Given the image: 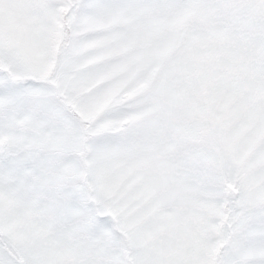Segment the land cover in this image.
<instances>
[{
  "label": "rangeland",
  "instance_id": "1",
  "mask_svg": "<svg viewBox=\"0 0 264 264\" xmlns=\"http://www.w3.org/2000/svg\"><path fill=\"white\" fill-rule=\"evenodd\" d=\"M50 2L0 0V33L19 50L9 55L7 43L0 47V67L10 73L0 71V264H27L37 255L72 264L77 256L65 253L61 233L77 224L87 230L77 229L68 241H88L89 257L107 245L125 259L138 252L163 264H230L264 226L258 157L264 136L237 161L244 136L261 121L264 90L238 89L230 107L245 102L231 119L227 111L217 114L212 96L217 87L258 75L242 65H264V49L256 44L264 39V0H152L142 10L129 0H63L48 44L33 25ZM62 13L70 38L57 51ZM132 29L147 39L125 47L121 37ZM137 55L143 59L129 70H115ZM62 85L77 89L85 107L106 88L117 99L90 117L70 105L87 124L84 132L66 107ZM42 88L53 94L33 91ZM104 119L106 127L91 131ZM70 120L82 129L78 146L63 140L73 131ZM245 121L225 143L222 134ZM233 163L238 172L226 179ZM97 179L110 195L132 203L126 211L138 217V246L114 213L100 211ZM61 205L89 210L65 215ZM104 222L110 233L101 234Z\"/></svg>",
  "mask_w": 264,
  "mask_h": 264
},
{
  "label": "snow or ice",
  "instance_id": "2",
  "mask_svg": "<svg viewBox=\"0 0 264 264\" xmlns=\"http://www.w3.org/2000/svg\"><path fill=\"white\" fill-rule=\"evenodd\" d=\"M96 3L102 2V0H94ZM129 2L137 9L142 10L151 5L152 0H129ZM264 6V5H262ZM63 11V0H51L50 3L43 5L39 9L37 22L33 25V28L38 30L44 40L51 44L50 32L54 28L55 22L60 18V14ZM175 23V21H173ZM147 36L145 33H142L138 29H132L128 33H125L121 37V42L125 47H136L140 45ZM7 43V52L9 55H18L19 50L15 47L14 43L11 41H5L3 34L0 33V47L4 46ZM257 46L261 49H264V39H260L256 42ZM151 52V49L148 50ZM246 54H251L249 51ZM0 55H3V52H0ZM143 59V55H137L135 57L130 58L127 64H121L114 66L115 70L118 71H127L132 65L140 62ZM242 67L246 71H255L258 75L255 78H246L243 81L234 80L231 83V86L227 89H223L217 87L212 96V103L215 105L216 103L220 104V108L218 111L219 116H223L227 111L229 114V119L235 117L239 114L242 104L245 101H240L236 105H232L230 107V101L232 97L235 95L238 89H242L244 84H247L251 87L252 90L257 88L264 90V65H248L244 64ZM38 71H42L43 68L37 69ZM63 88V85H62ZM65 92V102L69 105L76 106L83 115L90 117L92 113H94L97 109L102 108L105 104L110 102L111 100L117 99L116 90L114 88H106L101 90V92L95 98V102L93 105L85 107L81 104L78 97L77 89H67L63 88ZM41 94L45 96H50L53 94L52 89L42 88L39 90ZM250 95V93L248 94ZM247 98V97H246ZM51 106L56 111H63L61 105L56 104L52 101H49ZM72 124L73 131L71 134L65 133L63 136L64 142L69 146H78L82 137V129L80 125L74 121L70 120ZM248 121L243 122L239 128L233 129L231 132L222 134L224 136V142H230L234 136L240 134L241 130L246 127ZM107 126L106 119L98 121L96 128L91 129V131H99L100 129ZM264 136V111L261 112V121L258 125L253 127V130L248 132L244 136L243 145L238 149L237 161L244 155V153L248 150H251L254 146L258 137ZM259 159L264 162V144L258 150ZM238 172V163H233L231 168L225 177L226 179H231L233 174ZM94 184L97 188V203L101 212L109 211L114 213L118 218L120 227L123 231H125L133 246H138L141 239L143 238L139 229L136 227V223L138 217L129 216L127 214L126 208L131 207V202H125L116 199L112 195L109 194V190L104 182L100 179L94 181ZM79 191L82 194V198L86 196L84 189L81 187ZM140 196H143L144 193H140ZM244 196H242V200ZM64 208L65 215H81L85 211L89 210L86 207L80 208H72L66 205H61ZM79 230H87L85 225H75L73 228L63 231L61 233L63 240V248L66 254H74L77 256V260L73 261L72 264H163L161 261L148 259L142 254L135 252L130 258L125 259L123 252H110L108 250L107 245H105L102 249L93 253L92 256H87V252L90 250L91 245L88 241H82L76 244H72L68 241V236ZM101 234L110 233L111 229L108 227V223L104 222L100 225ZM259 239L255 242H250L244 244L240 247V250L236 253V256L233 260L230 261V264H264V226H262L258 230ZM117 239H113L112 243H118ZM85 245H89L88 248H85ZM103 255H109L112 257L110 260H103L98 257ZM84 256L86 258L80 259L79 257ZM27 264H65V260L59 257H41L37 255L34 259L27 261Z\"/></svg>",
  "mask_w": 264,
  "mask_h": 264
},
{
  "label": "trees",
  "instance_id": "3",
  "mask_svg": "<svg viewBox=\"0 0 264 264\" xmlns=\"http://www.w3.org/2000/svg\"><path fill=\"white\" fill-rule=\"evenodd\" d=\"M61 21H62V23L63 24H65V27H64V38L62 39V41L59 43V45H58V48H57V51H60L61 50V48L63 47V46H66V44L68 45V41H69V38H70V30H69V28H68V26H67V24H66V16H65V14H63L62 13V15H61ZM56 51V52H57ZM58 54V56H59V54H60V52H58L57 53ZM58 56L57 57H55V61H53V64H52V67H51V72H50V75L55 71V69H56V65H57V58H58ZM0 71H3V72H6L7 74H9L10 75V73H9V71L8 70H6L5 68H2V67H0ZM12 77V76H11ZM38 79V78H37ZM43 79H47L46 77L45 78H43ZM29 80V78H27L26 79V81H28ZM39 80H41V79H39ZM12 81H16V79H14L13 77H12ZM60 99H61V96H60ZM66 107H67V109L68 110H70V112H71V114L74 116V117H77L79 120H80V123L83 125V130H84V132H85V127H86V123H85V121L83 120V118L72 108V107H70V105H66ZM86 124V125H85ZM82 157H83V155H82Z\"/></svg>",
  "mask_w": 264,
  "mask_h": 264
},
{
  "label": "water",
  "instance_id": "4",
  "mask_svg": "<svg viewBox=\"0 0 264 264\" xmlns=\"http://www.w3.org/2000/svg\"><path fill=\"white\" fill-rule=\"evenodd\" d=\"M236 195H237L236 193H232L231 194L232 197H236Z\"/></svg>",
  "mask_w": 264,
  "mask_h": 264
}]
</instances>
